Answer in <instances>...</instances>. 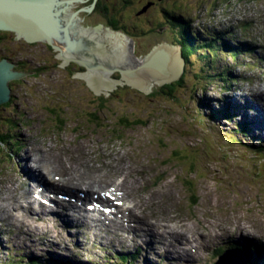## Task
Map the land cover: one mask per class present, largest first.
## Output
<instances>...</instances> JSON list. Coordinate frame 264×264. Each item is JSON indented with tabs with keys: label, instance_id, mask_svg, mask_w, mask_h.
<instances>
[{
	"label": "rangeland",
	"instance_id": "rangeland-1",
	"mask_svg": "<svg viewBox=\"0 0 264 264\" xmlns=\"http://www.w3.org/2000/svg\"><path fill=\"white\" fill-rule=\"evenodd\" d=\"M258 9L262 18L256 14ZM236 12L248 15L257 30L256 33H249L254 40L256 38L258 44L256 51L252 56H241L245 63L252 66L250 74L246 71L244 73L247 75L238 77L239 80L251 81V84H245L248 92L250 88H254L261 74L264 73V61L261 58L263 56L258 53L264 50V0H216V2L215 0H167L161 2L160 13L150 18L149 22L133 19L136 27L126 23L128 29L122 31L135 44L133 50L135 58H144L159 44L177 46L176 37L177 34L180 36L184 34L182 29L187 30L191 40L195 38L199 43H206L203 39L210 33L215 34L216 31L223 30L228 37L223 47H227L226 44L237 45L239 41L236 36L237 26L235 20H232ZM172 14H175L176 18H173ZM179 17L190 21L191 24ZM98 20L99 18L93 19L94 22ZM126 20L128 21L129 17ZM5 35L1 32L0 38ZM154 38L157 43L154 47L149 46V40ZM6 39V43L0 44V57L8 55L16 71L23 69L33 76H26L21 79L22 82L12 81L10 101L12 103H7L8 106H0V133L7 141L4 145L0 144V193L2 190L12 189L13 180L21 190V180L18 176H24L33 185L30 195L32 194L37 184L26 177L24 171L28 168H26L27 163L30 168L35 166L33 158L28 157L34 146L42 152L46 150L63 156L70 150H75L78 156L85 158L89 156L90 161L93 162L92 166L110 172L109 177L114 180L116 175L113 170H108L111 167L109 163H117L122 157H126L129 165L138 167L140 175L143 172L142 166L153 168L151 172H146L148 174L144 185L152 183L157 187L151 189L158 194L156 201L161 206L150 203L153 208H160V212L169 216L172 213L167 211L173 210L175 206L176 210L193 212L199 216L197 220L199 227L209 230V233L219 234L218 232L221 233L223 228L234 229L227 224L235 222L237 230L242 226H255L258 232L248 234H254L256 238H264L262 234L264 232V156L247 154L242 149L246 147V151H249L248 147H256L258 138L255 137L263 134L255 135L258 132L252 126L253 132L250 135L234 129L241 128L237 124L239 121L248 123L250 119H254L255 122L260 120H257L250 111H246L247 121L240 117H236L235 121L227 120L229 116L221 113L217 115L216 113L219 112H214L224 107L228 95L241 90L238 85L237 87L232 83L226 85L224 76H231L233 72L231 77L234 78L239 74L236 72V68L240 65L239 55L237 58H232L221 48L214 47L210 48L216 53L212 60L208 51L198 45L196 47L198 53L189 61L183 59V71L179 78L181 81L175 84L174 80L171 88L161 89L160 87L167 83L158 84L155 89L151 88L150 93L145 94L127 85L126 80L121 79L117 74L119 71L116 70L108 78L121 83L114 85L116 89L113 91L101 89L100 95H96L86 85V80L72 78L73 73L86 72L87 69L84 70L77 65L57 67V65L61 66L60 61L44 45L17 43L9 35ZM8 40L15 44L8 43ZM229 53L231 56H237L232 49H229ZM24 62L25 67H22L21 63ZM231 67L234 69L232 70ZM240 71L242 72L243 68H240ZM152 90L158 92L152 96ZM257 99V96L252 98L255 102ZM257 106L251 107L250 110L256 113ZM211 113H215L216 117ZM56 116L57 120H55ZM126 120L129 122L124 123ZM135 121L138 124H135ZM16 125L19 127L16 128ZM247 129L250 130L249 126ZM48 168L45 167L46 170ZM39 169L42 170V166ZM191 169L196 171L194 175L187 173ZM120 174L126 177V173L120 172ZM155 175L158 176V181L154 179ZM187 181L194 184V192L187 191L185 186L183 188ZM191 202L196 206L193 207ZM36 214L44 218L42 214ZM180 216L182 217L181 212ZM49 220L52 232L50 238H44L42 230L34 232L30 226L31 237L33 234H38L41 240L34 237L24 241L31 242L32 245L38 241L54 246L62 245L63 247L57 250L61 254L55 257L52 256L53 253L48 255L49 252L44 248L29 247V244L18 245L20 239L16 236L10 238L7 222L0 221V240L5 241L0 243V255H5L6 258H0V264H31L30 259L38 258V261L43 262L50 259L66 261L61 257L71 255L72 252L68 250L72 248L76 253L72 258L80 260V263L83 258L95 264L109 263L110 257L107 254L109 247H95L91 238L86 246L81 242L84 241L83 237H80L81 241L79 238L74 239V230H72L73 234L67 235L63 228L65 232L62 231L61 236L53 237V233H56L53 223L57 219L55 217V220ZM63 223L66 226L68 222L63 221ZM189 228L193 231L190 225ZM94 235L99 237L98 233ZM200 236L203 235L199 234V241H201ZM62 238L65 239L64 243H60ZM47 239L50 242H46ZM233 241H236L241 249L256 246L259 254L261 255L262 251L264 255V244L259 239L256 241L252 238L246 242L240 233ZM117 243L118 241L115 244L110 241L114 247H117ZM256 243L260 244L262 249ZM119 244L123 245L124 242L120 241ZM98 245L101 246L102 243ZM159 248L162 251V243ZM226 249L227 246L216 242L212 253L205 252L199 264H213L220 252ZM95 250L106 255L96 260ZM156 252L158 256H152L154 261H147L144 264H173L171 262L178 264L175 260L171 261L172 259L166 254L163 255L157 250ZM145 255L148 257L149 254ZM119 258L120 256H117L110 262L122 264Z\"/></svg>",
	"mask_w": 264,
	"mask_h": 264
},
{
	"label": "water",
	"instance_id": "water-1",
	"mask_svg": "<svg viewBox=\"0 0 264 264\" xmlns=\"http://www.w3.org/2000/svg\"><path fill=\"white\" fill-rule=\"evenodd\" d=\"M63 1L0 0V31L14 33L17 39H23L29 44L42 42L51 45L55 52H61L55 58L63 59V64L75 62L87 68L82 77L90 88L102 85L101 89L104 90L116 89L115 81L108 78L116 71L114 69L123 75L121 79L126 80L127 85L146 94L150 93L148 84H169L180 78L184 60H180V52L176 49L178 46L159 44L144 58H135L132 56L134 42L121 31L115 32L103 25L85 28L77 24L78 13L72 15V20H64L60 11ZM14 68V64L0 62V106L11 101L12 81L33 76L14 71ZM78 74L73 73L72 78H79ZM231 254L219 264H246L245 258L239 259Z\"/></svg>",
	"mask_w": 264,
	"mask_h": 264
},
{
	"label": "bare ground",
	"instance_id": "bare-ground-1",
	"mask_svg": "<svg viewBox=\"0 0 264 264\" xmlns=\"http://www.w3.org/2000/svg\"><path fill=\"white\" fill-rule=\"evenodd\" d=\"M235 26H237L236 27V36H237V38L241 44L254 41L252 36L249 34V31L245 27H243L241 23H239L236 20H235ZM255 40H256V38H255ZM223 52L227 53L229 57L233 58V56L230 55L229 51L223 49ZM258 53L260 55L264 56V50H260ZM61 60H63V59H61ZM231 68H232V70L234 69L233 67H231ZM26 74H28V73H26ZM238 75H240V74H237L236 77H238ZM232 76H233V72H232ZM236 77H234V78H236ZM24 78H22V80ZM22 80L20 82H22ZM157 85H158V83H153L151 85V87L155 88ZM232 85H233V83H232ZM243 94H241L240 97H242ZM256 96L258 98L257 102L253 101L252 99L247 100V102L251 105V107H255V106L259 105L256 108V113H254L252 110H247V111L252 112L255 115V118L257 120H260V121L255 122L254 119H250V121L248 123L249 124L255 123L254 128L259 129L260 127L264 126V104H263L264 103V92H258V93H256ZM230 102L232 103L231 100H230ZM205 103H207V102H205ZM259 103H261V104H259ZM211 109H212V107H211ZM242 109H244V108H241V110ZM212 115L214 117H216L215 113H213ZM227 120H230V118L227 117ZM32 152L34 153L36 164L39 166V168H40V166H42V170H40L39 168L38 169H30L29 168L28 169L26 167L27 169L24 172H25L26 176L31 177L35 181H41V183H42V182L47 180L45 178V175L42 174V173L48 172L45 170L46 166L51 168L52 170L57 171V172H61L62 170H64L65 172L71 171V173H72L71 180L69 182H67L66 185H60V184L54 183V185H53L54 188H65V187L69 188L70 185H72L73 187H76V184H83L84 181L87 183H91L88 180V178L91 179L93 184H96L99 181V179L102 177V175L107 178L106 180H104V182L107 183V185H109V183H111L112 180H114V179H111L109 177L111 175L110 172H107L106 170H104V168L102 169V168H98L97 166H92L91 164L93 162L90 161L89 156H87L86 158L84 156H78L75 154V150H70L68 152V153H70V155H68V153H67L66 155L63 156V155L58 154V153H52V152L49 153L46 150L42 152L41 149H39L37 146H34L32 148ZM25 161H22V162H25ZM103 164H105V163H103ZM109 164L111 167H110V169L108 168V170H113L114 172L118 171V172H115L116 173V179L114 181H117L119 190L124 191L123 192L124 198L128 197V198L132 199L131 202H133L136 206H139L143 210V212L144 211L150 212V210H152L153 206H151L150 203L156 204L158 207L161 206L156 201L158 194H155V192L150 187L144 186L146 184L145 179H146L148 173L146 174L143 171L140 175L137 168L133 170L131 167H128L129 162H126V157H122L121 160H119L117 163L115 162V163H109ZM67 165L69 166V169H68ZM129 169H132V170H129ZM131 171L134 172V174L132 175L131 178H129ZM120 172L126 173V177H122ZM8 183H9V181L7 180V184ZM12 183H13L12 189L5 190V191L2 190V192L0 193V221H1V219H4L10 225H14L17 227V234H13L12 236H16L20 239L18 241V245L24 246V245L29 244L30 245L29 247H34V245H32L31 242H25L24 240L25 239H34V237H37L41 240V236L38 234H33V237H31L30 226L33 228L34 232H40V230H42L43 237L44 238H50L52 236V232H51V223H50L49 219L55 220V217L51 216L48 213H44L40 210H36L34 208V205L37 204V202H35L34 205L31 201H27L26 204L21 203L20 198L18 196L19 188L17 187V183H14V180ZM97 184H99V183H97ZM142 185H143V187H142ZM74 189H77V188H74ZM82 189L83 188H81V191L84 192L85 196H80L79 199L83 200V202H84L83 206H86V208H85L86 209L85 214L87 217L86 222L83 223V221L79 220V217H75L77 215H76V213H74L75 212L74 204L68 203L69 207H67L66 210L69 209V211L71 212V216L73 217V220L70 219V217L67 215V213L64 217L63 216H57L56 217L57 221H55L53 223L54 224V231L56 232V233H53V237L61 236L63 234V232H65V231H66V233L71 235V234H73L72 230H74L75 236L73 238L74 239L79 238V240H80V237H83L84 241H81V240L80 241L83 242L84 245L88 246V243H89L88 240L92 236H93L94 242L98 241V244H100V243H102V237L104 236V238H106L105 237L106 231H108V232L111 231V235L113 237V240L116 242L117 234H119V229H122L121 224L117 223V219H115V218H110L112 224L114 225L113 227H110L108 224H104L103 222L96 220L98 218H95L93 220H89L88 219L89 212L87 211V207L89 208L88 205L92 204V202L89 203L90 201L88 200V191H91L92 189L91 190H88L87 188L85 190H82ZM11 207H15L13 209V211H18L20 213V217H22L21 220L10 216V208ZM95 207L97 208L96 205H95ZM129 210H134V212H135V214L132 213L130 215V218H131L130 224L133 223L135 217L137 219H139V221H142L147 216V215L141 216V214L139 212H137L133 207H131ZM172 211L173 210H168L167 212L172 213ZM36 213L42 214L45 219L38 217V215ZM63 221L68 222V223H66V226L64 225ZM80 222H81V224H80ZM223 222L225 224H227L226 221L223 220ZM138 224L142 227H145L146 230H148L150 233H153V230H154L153 228L146 226L142 222H139ZM250 224H251V222H250ZM89 226H92L93 229L89 230L88 229ZM216 226L217 225H215V227ZM227 226L230 228H234V229L223 228L221 230V233L218 232L219 234H216L213 231H212L213 233H209V235L201 234V235H203V237L200 236L201 239L203 238V239H205V241H202V240L199 241L198 237L195 234L193 237L195 239L197 247H199V248L205 247L206 245L210 244L212 240H214V241L220 240L223 243V245L230 243V242L236 244L237 242L233 241V239L235 237H237L236 235L238 233L239 234L241 233V235L243 236V239L245 241L252 239V238L257 239L254 236V234H251V235L248 234V233H254V232L257 233L258 232L257 229L254 228L255 226H251V227L242 226L238 230L235 227V222H230L227 224ZM62 228L65 231H63ZM108 228H109V230H108ZM237 228H238V226H237ZM168 229L169 230L162 229V228H160V229L156 228V230L161 233L160 238L158 239V242L159 243H163L165 241L168 242V244H165V246H164V248H166V250H167L168 258L172 259L171 261L175 260L179 263L192 264L194 261V257H192L188 253V251L185 248H183V245H185L186 233L192 232L189 228V225L186 222H181L179 227L168 226ZM129 230H130V232L133 233V226L132 225H130ZM97 231H99V233ZM234 231H236L237 233H234V238H230V236L227 234L234 232ZM137 232H139L137 234V238H140L141 237V235H140L141 231L137 230ZM95 233H98L100 235V237H98V236L94 237ZM262 234L264 235V232H262ZM222 237H224V238H222ZM113 240H110V241L113 243ZM120 241L124 242V240H120ZM46 242H50V241L47 239ZM154 243H157V242H153L152 246L150 247V250L152 252L156 251V247L154 246ZM179 244H180V246H182L180 249H178ZM77 245L81 246V244H77ZM136 249L138 250V248H136ZM241 250H244V249H241ZM172 263L176 264L174 262H172Z\"/></svg>",
	"mask_w": 264,
	"mask_h": 264
},
{
	"label": "flooded vegetation",
	"instance_id": "flooded-vegetation-1",
	"mask_svg": "<svg viewBox=\"0 0 264 264\" xmlns=\"http://www.w3.org/2000/svg\"><path fill=\"white\" fill-rule=\"evenodd\" d=\"M164 1L167 0H64L61 3L60 11L64 20L68 21L72 20L73 14L78 13L79 21L77 24L85 28L92 29L104 24L116 30H124L128 29L125 26L126 23L135 26L133 19L149 22L150 18L160 13L161 2ZM127 17H129L128 21L126 20ZM95 18H99L98 22L93 21ZM9 37L15 39V35H9ZM6 38H0V44L6 43ZM21 42L26 44L24 41ZM42 45L47 50L53 51L49 45ZM21 66L24 67L23 64Z\"/></svg>",
	"mask_w": 264,
	"mask_h": 264
},
{
	"label": "clouds",
	"instance_id": "clouds-1",
	"mask_svg": "<svg viewBox=\"0 0 264 264\" xmlns=\"http://www.w3.org/2000/svg\"><path fill=\"white\" fill-rule=\"evenodd\" d=\"M221 1V0H220ZM215 2H216V0H215ZM223 2V1H222ZM147 9V8H146ZM145 9V10H146ZM237 13L238 12H236L235 13V15L237 16ZM173 18H176V17H173ZM238 18V17H237ZM182 19V18H181ZM137 20H142V19H137ZM184 20V19H183ZM179 22V21H178ZM187 22H189V21H187ZM184 24V23H183ZM102 25H104V24H102ZM150 25H151V23H150ZM104 26H106V25H104ZM106 27H108V26H106ZM110 29H112L113 31H121L122 33H125L124 31H122V30H116V29H113V28H111V27H109ZM0 32H2V31H0ZM8 33V35H15L14 33H11V32H7ZM126 34V33H125ZM178 35V34H177ZM197 35V34H196ZM218 35H219V37H218ZM128 36V35H127ZM226 38H228L227 36H226V34L223 32V30H221V31H219V32H215V34H209V36H207V37H204V39H203V42H206V43H199L198 42V40L197 39H193V40H191L190 38H188V40L187 41H189L192 45H193V47H194V49H196V53H198L197 51V46L198 45H200L201 47H203L206 51H208V54H210V51H211V49L210 48H219V46L220 45H223L224 46V43H225V41H226ZM12 39V38H11ZM13 40V39H12ZM21 40H23V39H21ZM9 42H11V41H9L8 40V43ZM12 43V42H11ZM25 43L26 44H28L26 41H25ZM157 43V41H156V39L154 38V39H152V40H149V46H153L154 47V45ZM250 43H252V44H255V46H257L258 44H257V42L254 40V41H251ZM13 44H15L14 42H13ZM34 44H46V43H34ZM204 44V45H203ZM46 45H49V44H46ZM213 45V46H212ZM218 45V46H217ZM52 49H53V51H52V53L54 54V56L56 57L58 54H61V52L60 51H57V52H55L56 50L51 46V45H49ZM59 61H60V63L61 64H63V60H61V59H58ZM69 63H72V62H69ZM12 64H14V63H12ZM57 67H60V66H58L57 65ZM18 68H22V67H19L18 66ZM82 68L83 69H87V68H85V67H83L82 66ZM14 71H16L15 70V68H14ZM17 72H21V73H28V74H30V72H27V71H25V70H23V69H19ZM175 83H176V81H175ZM86 84H87V82H86ZM88 86V85H87ZM89 87V86H88ZM90 88V87H89ZM141 91V90H140ZM150 92H151V89H150ZM144 93V92H143ZM146 94V93H145ZM151 95L153 96L154 94L153 93H151ZM5 105H8L7 103L5 104ZM215 113H216V111H214ZM255 250H257V248H254ZM262 264H264V261H262Z\"/></svg>",
	"mask_w": 264,
	"mask_h": 264
},
{
	"label": "trees",
	"instance_id": "trees-1",
	"mask_svg": "<svg viewBox=\"0 0 264 264\" xmlns=\"http://www.w3.org/2000/svg\"><path fill=\"white\" fill-rule=\"evenodd\" d=\"M178 3V2H177ZM206 8V7H205ZM172 16H175V14H172ZM183 31V35L182 36H184L186 39L189 37V35H188V33H187V30L186 29H182ZM177 39H178V41L180 42V44L182 45V47L183 48H185L186 50H187V52H188V55H190V54H192L193 52H196V49H194V47H193V45L189 42V41H187L186 39H184V38H182L183 39V41H181L180 40V35L178 34L177 35ZM213 46V45H212ZM223 49L224 50H227V51H229V46H227V47H223ZM215 58V57H214ZM230 75H231V73H230ZM232 76V75H231ZM230 76V77H231ZM230 83V82H229ZM228 83V84H229ZM11 85V84H10ZM166 87V86H165ZM164 87V88H165ZM101 100H103V98H101ZM8 106V105H7ZM57 117V116H56ZM55 117V120H57L58 119V117L56 118ZM127 122H129V121H125L124 123H127ZM135 124H138L136 121H135ZM0 129H1V126H0ZM241 130V131H240ZM237 131L238 132H243V133H245L244 132V130L242 129V127L241 128H239V127H237ZM246 134V133H245ZM7 141H6V139H5V137H3V135H1V133H0V144H2V145H4L5 143H6ZM193 173V169H191V171H190V174H192ZM184 185H186L187 187H188V189L189 190H193V184H191V182H189V181H187Z\"/></svg>",
	"mask_w": 264,
	"mask_h": 264
}]
</instances>
